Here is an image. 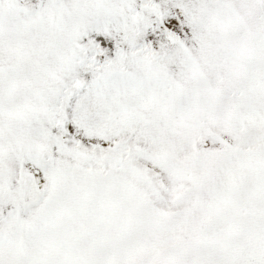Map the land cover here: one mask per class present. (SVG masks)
<instances>
[{"label":"snow or ice","instance_id":"6c2138e0","mask_svg":"<svg viewBox=\"0 0 264 264\" xmlns=\"http://www.w3.org/2000/svg\"><path fill=\"white\" fill-rule=\"evenodd\" d=\"M0 264H264V0H0Z\"/></svg>","mask_w":264,"mask_h":264}]
</instances>
